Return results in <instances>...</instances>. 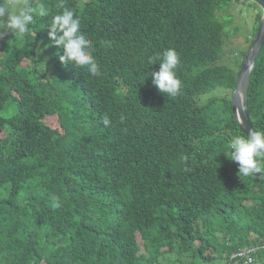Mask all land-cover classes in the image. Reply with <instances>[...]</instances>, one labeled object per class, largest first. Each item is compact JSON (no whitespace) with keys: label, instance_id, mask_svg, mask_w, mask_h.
I'll use <instances>...</instances> for the list:
<instances>
[{"label":"trees","instance_id":"1","mask_svg":"<svg viewBox=\"0 0 264 264\" xmlns=\"http://www.w3.org/2000/svg\"><path fill=\"white\" fill-rule=\"evenodd\" d=\"M33 3L48 15L0 39V264H228L260 245L264 264V176L229 159L248 52L236 69L220 64L232 0H64L98 76L60 62L46 27L59 0ZM168 48L175 97L148 64ZM247 103L264 130V43Z\"/></svg>","mask_w":264,"mask_h":264},{"label":"clouds","instance_id":"2","mask_svg":"<svg viewBox=\"0 0 264 264\" xmlns=\"http://www.w3.org/2000/svg\"><path fill=\"white\" fill-rule=\"evenodd\" d=\"M57 7L62 11L55 14L46 27L50 40L63 49V55L59 56L60 62L84 68L93 76L100 75L92 41L81 31L80 18L65 6L64 0H59ZM47 15L48 8L43 3L34 4L33 0H0V38L8 33L17 39L23 38L36 22V17ZM157 62L159 70L151 73L152 84L159 92L175 97L182 85L176 73L180 62L178 53L168 48L148 59L149 65ZM102 122L105 126L110 123L107 117ZM228 148L229 159L238 163L240 176H264V130L251 128L247 135H234L228 142ZM260 246L246 247L232 253L228 264H259L256 252Z\"/></svg>","mask_w":264,"mask_h":264},{"label":"rangeland","instance_id":"3","mask_svg":"<svg viewBox=\"0 0 264 264\" xmlns=\"http://www.w3.org/2000/svg\"><path fill=\"white\" fill-rule=\"evenodd\" d=\"M232 5L231 10L227 14L231 22L227 25L224 55L220 64L236 69L240 54L247 50L249 51L254 28L257 25L256 16L261 10L253 2L232 0ZM141 251L143 252V248Z\"/></svg>","mask_w":264,"mask_h":264},{"label":"water","instance_id":"4","mask_svg":"<svg viewBox=\"0 0 264 264\" xmlns=\"http://www.w3.org/2000/svg\"><path fill=\"white\" fill-rule=\"evenodd\" d=\"M240 2H253L262 11L261 20L250 50L243 59L242 66L238 72L236 85L231 95V111L236 119L239 129L248 134L249 129H254L249 119L247 90L249 74L252 70L254 61L264 43V0H238Z\"/></svg>","mask_w":264,"mask_h":264}]
</instances>
